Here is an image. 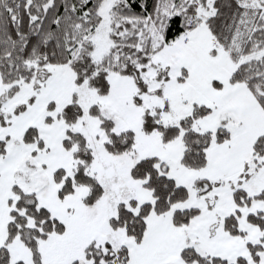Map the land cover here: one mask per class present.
I'll use <instances>...</instances> for the list:
<instances>
[{"label":"snow or ice","instance_id":"obj_1","mask_svg":"<svg viewBox=\"0 0 264 264\" xmlns=\"http://www.w3.org/2000/svg\"><path fill=\"white\" fill-rule=\"evenodd\" d=\"M0 264H264V0H0Z\"/></svg>","mask_w":264,"mask_h":264}]
</instances>
